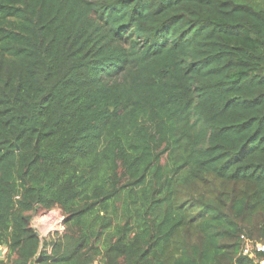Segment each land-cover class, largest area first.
Segmentation results:
<instances>
[{"label": "trees", "instance_id": "trees-1", "mask_svg": "<svg viewBox=\"0 0 264 264\" xmlns=\"http://www.w3.org/2000/svg\"><path fill=\"white\" fill-rule=\"evenodd\" d=\"M257 1L0 0V264L264 262Z\"/></svg>", "mask_w": 264, "mask_h": 264}, {"label": "rangeland", "instance_id": "rangeland-1", "mask_svg": "<svg viewBox=\"0 0 264 264\" xmlns=\"http://www.w3.org/2000/svg\"><path fill=\"white\" fill-rule=\"evenodd\" d=\"M260 5L264 6L262 1H257ZM64 217L60 209L55 208L50 212H37L31 219V226L40 235V239L47 240L56 237L58 234L64 232ZM3 254L6 255L7 250L4 248Z\"/></svg>", "mask_w": 264, "mask_h": 264}, {"label": "built area", "instance_id": "built-area-1", "mask_svg": "<svg viewBox=\"0 0 264 264\" xmlns=\"http://www.w3.org/2000/svg\"><path fill=\"white\" fill-rule=\"evenodd\" d=\"M252 252H257V253L264 252V244L252 245L250 243H247V245H246V247L244 249V253L245 254H249V253H252ZM261 264H264V262L262 261Z\"/></svg>", "mask_w": 264, "mask_h": 264}, {"label": "water", "instance_id": "water-1", "mask_svg": "<svg viewBox=\"0 0 264 264\" xmlns=\"http://www.w3.org/2000/svg\"><path fill=\"white\" fill-rule=\"evenodd\" d=\"M38 236L40 237L39 234H38ZM3 258H4L3 249L0 248V259H3Z\"/></svg>", "mask_w": 264, "mask_h": 264}]
</instances>
